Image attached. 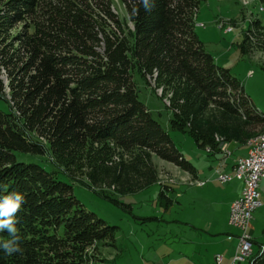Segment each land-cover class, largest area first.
<instances>
[{
	"label": "trees",
	"instance_id": "obj_1",
	"mask_svg": "<svg viewBox=\"0 0 264 264\" xmlns=\"http://www.w3.org/2000/svg\"><path fill=\"white\" fill-rule=\"evenodd\" d=\"M122 2L127 18L113 0H0V197L18 192L25 200L16 214L21 250L0 252V264H108L96 248L114 245L118 228L89 211L58 171L19 153L49 155L89 186L121 185L114 193L157 182L151 154L195 171L140 100L136 75L147 84L155 78L161 98L171 93V127L202 147L217 150V133L247 146L264 133V113L198 37L201 0H152L149 11L142 0ZM253 25L264 30L259 19ZM84 157L88 180L70 169ZM108 192L100 190L118 202Z\"/></svg>",
	"mask_w": 264,
	"mask_h": 264
},
{
	"label": "rangeland",
	"instance_id": "obj_2",
	"mask_svg": "<svg viewBox=\"0 0 264 264\" xmlns=\"http://www.w3.org/2000/svg\"><path fill=\"white\" fill-rule=\"evenodd\" d=\"M113 3L121 17L127 18L122 0H113ZM258 19L264 25V2L260 0H201L196 15V31L199 39L204 43L206 50L214 56L217 64L230 69L232 74L241 81L257 109L264 113V30H259L253 25ZM250 28L254 33L249 32L246 42L248 51L243 53L240 44L244 39H247V31ZM2 79L8 84L5 73L2 75ZM136 82L140 100L148 106L154 117L170 133L177 148L186 159L193 165L201 162V159L207 160L209 156H206V150L211 147H201L190 133L171 127L172 111L168 108L171 93L168 92L161 98L163 88H155V78H150V82L147 84L140 75H136ZM0 107L6 108L1 101ZM206 113L211 114L212 112L209 109ZM215 137L216 140L224 139L218 133ZM239 147L243 149H240L241 151L236 152L235 155H247L249 146L239 144ZM234 148L235 146L232 145L231 149ZM18 155L24 161L37 162L50 171H58L57 175L60 179L73 184L75 196L89 211L97 214L108 224L118 226L114 245H100L96 248V253L99 257L105 258L108 264H140L143 246L149 247L155 241H171L168 246L178 249L180 243L174 241L178 240V235L172 237L168 234L172 230L179 234V231L187 227L180 222L181 205L176 202L177 197L170 188L173 186L170 181L181 180V174L185 171L181 167L156 154H151L150 162L155 168L157 182L142 189L114 193L115 188L120 189L121 185L102 183L99 186H89L80 180H73L51 162L49 155L27 153ZM118 156L120 157L116 154L114 159H117ZM130 157L128 154L123 155L125 160H130ZM70 169L78 178L88 180L90 177L91 166L86 157L77 164L71 165ZM138 181L141 182V180ZM235 182L244 183L239 179H234ZM100 190L109 191L108 193L113 195L114 199H118V202L106 197L100 193ZM260 193L263 206L253 214V226L258 224L259 233V229H262L264 225L263 184L260 186ZM254 247L258 248L256 245Z\"/></svg>",
	"mask_w": 264,
	"mask_h": 264
},
{
	"label": "crops",
	"instance_id": "obj_3",
	"mask_svg": "<svg viewBox=\"0 0 264 264\" xmlns=\"http://www.w3.org/2000/svg\"><path fill=\"white\" fill-rule=\"evenodd\" d=\"M228 145L231 150L229 156L220 149L213 152L206 150V156L209 157L195 163L194 172L185 170L181 180L170 181L173 184L170 186L171 191L177 197L176 202L181 205L180 222L187 227L179 234L173 230L168 234L172 237L178 235V240H174L180 243L178 249L168 246L171 241L167 240L153 242L150 249L143 246L140 264H214L217 254L223 255L226 264L231 263L237 249L239 230L229 222L230 206L241 195L244 183H234L237 178L228 182L218 178L222 172L233 175L238 158L243 157L235 155L243 149L239 143L228 142ZM232 145L234 149H231ZM261 184L264 185V180ZM257 229L258 224L253 226L252 220L253 253L250 259L241 264H250L251 259L261 255L264 225L259 229L260 233Z\"/></svg>",
	"mask_w": 264,
	"mask_h": 264
},
{
	"label": "built area",
	"instance_id": "obj_4",
	"mask_svg": "<svg viewBox=\"0 0 264 264\" xmlns=\"http://www.w3.org/2000/svg\"><path fill=\"white\" fill-rule=\"evenodd\" d=\"M218 147L226 156L231 154L227 141L219 143ZM218 178L222 182L233 178L244 182L242 193L232 202L229 214L230 224L239 230L237 249L230 264H241L250 259L253 253L251 228L253 214L262 205L260 186L264 180V142H254L247 155L238 158L233 175L222 172ZM214 264H226L223 255L217 254ZM250 264H255V259H251Z\"/></svg>",
	"mask_w": 264,
	"mask_h": 264
},
{
	"label": "clouds",
	"instance_id": "obj_5",
	"mask_svg": "<svg viewBox=\"0 0 264 264\" xmlns=\"http://www.w3.org/2000/svg\"><path fill=\"white\" fill-rule=\"evenodd\" d=\"M142 4L146 11L151 10L152 0H142ZM24 202L23 194L18 192L0 197V233L7 231L10 237L7 240H0V252L8 256L21 250L17 237L16 214Z\"/></svg>",
	"mask_w": 264,
	"mask_h": 264
},
{
	"label": "bare ground",
	"instance_id": "obj_6",
	"mask_svg": "<svg viewBox=\"0 0 264 264\" xmlns=\"http://www.w3.org/2000/svg\"><path fill=\"white\" fill-rule=\"evenodd\" d=\"M219 143H224L226 142V140L224 139H218L217 140ZM254 142H264V133H261L258 136L252 137L249 141H248V146H249V150L252 148L253 143ZM228 143V142H227ZM219 149V147H218ZM208 152H213V150L211 148H207Z\"/></svg>",
	"mask_w": 264,
	"mask_h": 264
}]
</instances>
